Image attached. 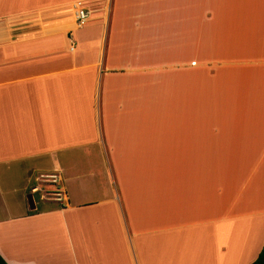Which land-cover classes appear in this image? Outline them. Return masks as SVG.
I'll return each mask as SVG.
<instances>
[{
  "label": "crops",
  "instance_id": "crops-1",
  "mask_svg": "<svg viewBox=\"0 0 264 264\" xmlns=\"http://www.w3.org/2000/svg\"><path fill=\"white\" fill-rule=\"evenodd\" d=\"M8 188L6 264H251L264 0H0V212Z\"/></svg>",
  "mask_w": 264,
  "mask_h": 264
},
{
  "label": "built area",
  "instance_id": "built-area-1",
  "mask_svg": "<svg viewBox=\"0 0 264 264\" xmlns=\"http://www.w3.org/2000/svg\"><path fill=\"white\" fill-rule=\"evenodd\" d=\"M89 16H90V12L82 8H75L73 10V20L76 27L83 26L88 21ZM35 181L39 185H49L54 188L53 191H43L41 198L56 204H61L62 202L65 201L64 193L55 187L58 182V176L56 175V173L49 172V173L39 174L36 177ZM30 192L31 193L38 192L37 187L31 188Z\"/></svg>",
  "mask_w": 264,
  "mask_h": 264
},
{
  "label": "rangeland",
  "instance_id": "rangeland-1",
  "mask_svg": "<svg viewBox=\"0 0 264 264\" xmlns=\"http://www.w3.org/2000/svg\"><path fill=\"white\" fill-rule=\"evenodd\" d=\"M72 17H73V12H72ZM74 21V20H73ZM164 115L165 114H162V113H160V112H158V119H164L163 117H164ZM170 125H168V127H169ZM13 179V181L12 182H15V183H17V184H19L20 183V181H19V179L17 178V177H13L12 178ZM16 195L17 194H12V190H11V188H8L7 189V196H6V205L10 208L9 210H7L6 212L5 211H2V212H0V218H2V217H6V216H8V215H13V214H16L19 210L17 209V205L14 203V202H10V200H8V198L9 199H13L14 197H16ZM29 195V193H26V194H22V192H21V194H20V202H21V204H22V206L23 207H25L26 209L27 208H29V205H28V200H27V196ZM31 196H32V201H33V203L34 204H36V207L38 208L39 206H40V201L38 200V196L37 195H35V194H31ZM4 204V203H3ZM42 204H47V205H50V206H53V207H56L57 205H60V204H54V203H46V202H44V201H42ZM12 205H16V206H13L12 207Z\"/></svg>",
  "mask_w": 264,
  "mask_h": 264
},
{
  "label": "trees",
  "instance_id": "trees-1",
  "mask_svg": "<svg viewBox=\"0 0 264 264\" xmlns=\"http://www.w3.org/2000/svg\"><path fill=\"white\" fill-rule=\"evenodd\" d=\"M53 187H47L46 191H53ZM0 264H6L4 260L0 257ZM251 264H264V244L262 245L260 251L258 252L256 258Z\"/></svg>",
  "mask_w": 264,
  "mask_h": 264
},
{
  "label": "water",
  "instance_id": "water-1",
  "mask_svg": "<svg viewBox=\"0 0 264 264\" xmlns=\"http://www.w3.org/2000/svg\"><path fill=\"white\" fill-rule=\"evenodd\" d=\"M27 200H28V205L30 209H33V205H32V200L30 196H27Z\"/></svg>",
  "mask_w": 264,
  "mask_h": 264
}]
</instances>
